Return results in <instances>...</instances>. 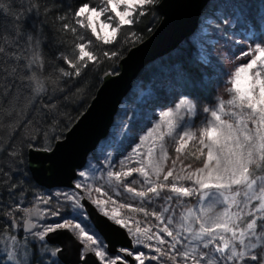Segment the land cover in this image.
<instances>
[{
    "label": "trees",
    "instance_id": "obj_1",
    "mask_svg": "<svg viewBox=\"0 0 264 264\" xmlns=\"http://www.w3.org/2000/svg\"><path fill=\"white\" fill-rule=\"evenodd\" d=\"M158 1L145 6V14L137 16L136 23L120 29L115 45H104L91 37L94 43L86 50L94 49L99 62L90 63L79 77H62L61 69L73 70L61 57L66 56L75 61V56L78 55L75 45L86 42L91 36L90 31L76 23L74 12L84 2L98 9L107 7V0H0V231L15 233L21 239H33L28 246L29 264L61 263L49 252L52 245L23 232V221L27 215L14 213L17 227L12 229V219L7 213L9 206L16 203L31 209L40 208L43 217L36 222L40 225L54 226L64 219L71 220L77 213H83L84 223L92 225L83 208H74L75 201H66L62 194L78 197L79 203L81 196L91 202L103 199L107 201L103 207L110 213L116 209L126 219L135 218L140 221L142 229H151L149 234L157 232L166 224L174 235L179 231L182 243L177 248L180 250H183V244L188 243L185 238L191 235L185 230L187 226L199 231L200 223L214 219L228 208V204H224L209 209L205 204L199 203V195L176 197L169 189L173 182L177 187L198 189L199 186L194 181L207 176V170L204 173L197 171L204 167L207 160V148L200 143V133L209 126L207 121L213 119L203 109L217 108L220 101H228L234 95L228 91L231 88L229 81L232 74L237 67L252 58H241L240 53L250 46L264 47L261 44L264 41V0H209L200 14L196 30L175 49L141 69L133 80L131 89L120 102L108 134L90 151L84 166L77 171L73 182L75 185H85L80 189L81 193L75 187L40 186L29 174L27 149H45L64 136L94 96L103 73L117 71L119 59L156 26L161 17ZM108 15H113L110 8L104 13V16ZM72 28L77 31L73 32ZM82 34L84 40L80 39ZM113 50L118 53V57L104 56L105 51ZM37 81L42 83L44 91L36 92ZM181 100L185 104L177 112L176 105ZM189 101L196 105L194 113L186 110ZM165 112H171V115L165 117ZM233 112L240 114V109L225 103L224 113ZM249 112L250 110H244L242 115L245 119ZM218 114L222 120L234 125L238 118ZM182 120L192 124L185 131L195 133L193 138L185 137L180 140L177 133H183L179 128L173 130L172 126ZM247 123L248 128L254 132L256 126L251 121ZM41 135L44 136L43 140L38 138ZM204 141L209 143L206 137ZM134 148L137 149L136 152L133 151ZM177 148H180L179 152L176 151ZM165 153L167 158L161 159ZM129 156L131 160H126ZM121 161L124 162L123 166ZM260 164L259 168L255 165L250 168L254 177L264 172V161ZM155 165L163 169L159 178L156 176L158 169L154 168ZM129 168H143L157 185L161 182L168 185L161 192L159 200L153 196L151 205H143L148 216L138 210L139 198L133 201L127 199L131 197V193L125 192L122 196L116 194L122 190L115 187L117 182L114 178L111 181L113 188L109 191L108 172L127 171ZM169 170H172L173 177H177L175 181L173 177L163 181V176ZM80 172L85 175L81 177ZM193 173L195 175L192 180L179 179ZM134 178L143 180L139 172H133L127 180ZM131 186L142 190L151 185ZM97 187H101V193L95 191ZM240 188L234 185L232 193L238 189L241 194ZM167 196H172L173 199L168 201ZM36 197H51V202L45 205ZM236 199L241 201L240 195ZM124 202L132 204L137 210L120 207ZM165 207L169 209L167 212L162 211ZM56 209L60 211L59 216L49 214L50 210ZM228 210L236 213L240 211L239 205L232 204ZM152 212L162 216L163 223L151 215ZM241 217L242 220L237 221L241 229L253 219L251 215L243 214ZM169 218L172 224H168ZM131 226L134 229L136 225ZM205 227L213 226L205 223ZM39 230L42 229L34 228L33 232ZM159 234L166 240L165 244L159 245L155 240H146L145 243L160 247L163 255L155 253L151 247L137 246L147 257L158 255L157 260L145 259V264H192L190 258L185 261L179 255L175 260L170 259L175 254L170 250L172 237H167L163 232ZM197 245V241H192L189 247ZM41 251L44 256L40 254ZM252 252L258 253L259 249H253ZM134 264L138 262L135 261ZM248 264L254 262L248 261Z\"/></svg>",
    "mask_w": 264,
    "mask_h": 264
},
{
    "label": "snow or ice",
    "instance_id": "obj_2",
    "mask_svg": "<svg viewBox=\"0 0 264 264\" xmlns=\"http://www.w3.org/2000/svg\"><path fill=\"white\" fill-rule=\"evenodd\" d=\"M154 2L155 0H107V7L100 9L96 6H90L88 2L82 3L74 12V17L77 18L76 23L81 28L90 31L91 36L86 42L75 45V48L78 49V55L75 56V61L68 59L66 56L61 57L69 68L73 70L66 71L61 69L62 77H79L81 76L82 70L88 68L90 63L95 64L99 62L98 58L94 55V49L86 50L94 43L91 37H95L96 41H100L104 45H115L120 29L136 23V17L145 14L143 11L145 6L152 5ZM109 8L113 15L104 16V13L109 11ZM101 16H104L103 21L100 20ZM113 21H115V24H113ZM97 25H99L100 31L97 30ZM65 28H68L67 24ZM106 29H110V34L105 33ZM71 30L73 32L77 31L76 28H72ZM84 38L82 34L80 39L84 40ZM261 44H264V41H261ZM104 56L106 58L118 57V53L115 50L111 52L105 51ZM248 56L252 58L237 67L229 81L231 88L228 91L234 93V95L228 101H220L217 108L203 109L205 113H210L213 119L207 121L209 126L204 128L200 133V143L207 148V160L204 163V167L197 169V171L204 173L207 170V176L205 179H196L194 181V184L199 186L198 189L186 186L177 187L175 182L170 186L169 190L176 197L199 195V203L205 204L209 209H215L218 206L228 204V208L214 219L200 223L199 231H194L191 226L186 227L185 230L191 233V235L185 238L188 240V243L183 244V250L177 248V245L182 243L179 231L174 235L173 231L166 224L163 228L158 229L157 232L149 234L151 229H142L140 227V221L135 220V218L129 217L126 219L116 209H113L110 213L103 207L107 203L103 199H94L92 203L97 207L103 217L114 226L125 229L131 241L130 247L118 249L114 256L110 254L108 245L101 238L98 230L94 226L84 223L83 213H77L71 220L64 219L54 226L50 224L40 225L39 223H31L25 219V232L44 242L49 233L65 228L70 229L75 241L80 245L78 249L80 264H88L89 254H94L96 264H129V257L138 262V264H145V259L157 260L158 255L147 257L144 252L138 250L137 246L151 247L155 253L163 255L164 253L160 247L145 243L146 240H155L159 245L165 244L166 240L161 237L160 232L165 233L167 237H172L170 250L175 253L170 256L172 260H175L176 256L179 255L185 261L190 258L192 264H248V261L254 262V264H264V184L261 185L257 192L254 186L259 178H254L253 171L250 170L253 165L259 168L261 166L260 162L264 161V47L260 45L255 47L250 46L248 50L240 53L241 58ZM32 79H35V77H32ZM35 90L37 93L44 91L42 83L37 81ZM225 103L240 109V114L235 112L224 113ZM184 104L185 101L181 100L176 105V111L178 112ZM195 108V104L190 101L187 103L186 110L189 113H194ZM245 109L250 110L247 114V119L242 115ZM218 113L238 116L235 125L226 120H222L221 115ZM163 115L168 117L171 115V112H165ZM248 121H251L256 126L254 132L248 128ZM172 127L173 130L179 128L180 132L183 133V135H180L179 132L177 133L180 140H184L185 137L193 138L195 136V133L185 131V129L192 127V124L188 121L182 120L179 124L173 125ZM169 135H172V133L169 132ZM204 137L207 138L209 143H205ZM38 138L43 140L44 136L41 135ZM44 150L50 151L51 145H48ZM133 151L136 152L137 149L134 148ZM176 151L179 152L180 148H177ZM166 158L165 153L161 159ZM125 159L131 160V157L129 156ZM123 163L121 161L122 166ZM173 164H175V161H173ZM154 168L158 169L156 176L159 178V173L163 169L159 165H155ZM133 172H139L143 180L141 181L135 178L127 180L129 176H132ZM79 175L83 177L85 173L80 172ZM193 175L195 174L193 173L187 177H179V179L192 180ZM169 177H173L172 170H169L163 176V181H168ZM113 178L117 182L115 187L122 190L116 194L122 196L125 192L131 193V197L127 199L133 201L139 198V201H137L139 204L138 210L144 212L145 216H148L149 213L143 205H151L153 203V196L159 200L161 198V192L168 187L163 182L157 185L156 181L152 180L143 168H129L127 171H109V191L113 188L111 183ZM176 179L177 177H173L174 181ZM135 184L151 186L146 189L137 190L131 186ZM234 185L244 186L246 188V191L243 193L245 197L244 202L236 199V196L240 195L238 189L235 193H232ZM84 187L85 185L81 183L75 185L77 189ZM95 191L101 193L102 189L101 187H97ZM226 192L232 194L226 195ZM62 195L66 201H75L73 204L74 208H83V205L79 203L78 197L68 193H63ZM89 195H91V191ZM36 199L42 201L45 205L51 202V197H36ZM110 199L111 197H109ZM172 199V196H167L168 201ZM230 200L231 203H228ZM252 201H259V204L250 212L245 213V215L253 216V219L241 229L237 223V221L242 220L240 211L247 209ZM232 204L241 205L240 211L231 213L228 209L232 207ZM120 207L129 208L133 211L137 210L132 204L127 202L121 203ZM168 210L167 207L162 209L163 212H167ZM37 211L39 212L40 210ZM14 213L29 215L32 213V209L22 207L20 203L9 206L7 214L12 219V229H16L17 227ZM256 213H260L259 217H256ZM49 214L59 216L60 211L59 209L50 210ZM151 215L163 223L162 216L157 215L156 212H152ZM258 220L260 221L259 224ZM205 223L211 224L213 227H205ZM132 224L136 225L134 229L131 226ZM168 224H172L171 218H169ZM33 228L42 230L33 232ZM258 228L260 229L259 231L257 230ZM226 234H230V236ZM0 239H5L10 245L5 252V257L9 260L10 264H29L25 259L28 253L27 237L24 238V243H20L15 234L10 233L8 237H4L3 233H0ZM192 241H197L198 245L189 247ZM253 249H259V252H252ZM60 251L61 249H56V252H53L52 255H56Z\"/></svg>",
    "mask_w": 264,
    "mask_h": 264
},
{
    "label": "water",
    "instance_id": "obj_3",
    "mask_svg": "<svg viewBox=\"0 0 264 264\" xmlns=\"http://www.w3.org/2000/svg\"><path fill=\"white\" fill-rule=\"evenodd\" d=\"M209 0H159L161 17L153 30L141 41L131 46L117 63V71H106L94 96L86 108L66 130L64 136L54 141L50 151L43 148L27 149V168L33 181L43 187H75L73 180L90 151L108 134L118 106L131 89L133 80L149 62L175 49L197 28L200 14ZM81 193V190L78 189ZM80 204L90 223L114 255L120 248L131 246L125 229L114 226L85 196ZM40 208L32 209L25 219L31 223L42 219ZM24 219V220H25ZM23 232L25 225L23 221ZM34 231V228L32 229ZM47 244L61 249L55 258L61 264H80L78 249L70 229L49 233ZM129 264L135 261L129 257ZM88 264H96L94 254H89Z\"/></svg>",
    "mask_w": 264,
    "mask_h": 264
},
{
    "label": "rangeland",
    "instance_id": "obj_4",
    "mask_svg": "<svg viewBox=\"0 0 264 264\" xmlns=\"http://www.w3.org/2000/svg\"><path fill=\"white\" fill-rule=\"evenodd\" d=\"M122 10V9H121ZM110 16V15H108ZM100 20L103 21L104 18H102V16L100 17ZM97 30L100 31L99 25H97ZM105 33L110 34V29H106ZM263 34H264V30H263ZM254 178H259L257 179V183L254 186V189L258 192L259 188L261 187L262 184H264V172L260 173L259 175L255 176ZM240 200L241 202L245 201V197L243 195V193L246 191V188L244 186H240ZM259 204V201H252V203L249 206V212L250 210H252L253 208L257 207ZM241 209V205H239V210ZM246 212H248V208L244 209L243 211H241V215L245 214ZM260 213H256V215H259ZM250 216V215H249ZM252 217V216H251ZM240 226V224H238ZM0 233H2V231H0ZM10 233H3L4 237H8ZM12 234V233H11ZM15 234V233H14ZM27 234V233H26ZM16 235V234H15ZM17 236V235H16ZM25 238V237H24ZM24 238L21 239L19 236H17V239L19 240L20 243H24ZM28 240V244H27V248H28V252H29V241H32L33 239L30 237H27ZM10 247V245L7 243V241L5 239H0V263L1 264H10L9 260L6 259L5 257V252L8 250V248ZM52 248H49V252H51V254L54 252L55 247L56 246H51ZM42 256H44L45 254L41 251L40 253ZM53 257H55V255H52ZM25 259L29 262V253H27V256L25 257ZM49 261V259L47 260Z\"/></svg>",
    "mask_w": 264,
    "mask_h": 264
},
{
    "label": "flooded vegetation",
    "instance_id": "obj_5",
    "mask_svg": "<svg viewBox=\"0 0 264 264\" xmlns=\"http://www.w3.org/2000/svg\"><path fill=\"white\" fill-rule=\"evenodd\" d=\"M37 221H38V220H37ZM37 221H35V223H36Z\"/></svg>",
    "mask_w": 264,
    "mask_h": 264
}]
</instances>
